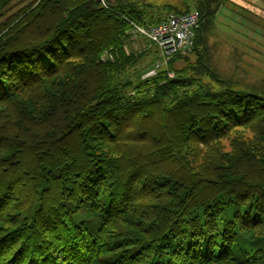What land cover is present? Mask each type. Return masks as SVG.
I'll return each instance as SVG.
<instances>
[{
  "label": "trees",
  "instance_id": "trees-1",
  "mask_svg": "<svg viewBox=\"0 0 264 264\" xmlns=\"http://www.w3.org/2000/svg\"><path fill=\"white\" fill-rule=\"evenodd\" d=\"M15 1L0 0V264H264V81L207 58L228 0ZM192 9L194 63L141 66L135 27Z\"/></svg>",
  "mask_w": 264,
  "mask_h": 264
},
{
  "label": "rangeland",
  "instance_id": "rangeland-1",
  "mask_svg": "<svg viewBox=\"0 0 264 264\" xmlns=\"http://www.w3.org/2000/svg\"><path fill=\"white\" fill-rule=\"evenodd\" d=\"M33 1L16 0L18 6L14 11L19 6H25ZM148 1L154 4L179 6L183 0ZM187 1L193 5L198 3L197 0ZM216 3L213 2L211 5L213 10L217 8ZM3 17L0 18V21ZM131 40V43L127 45L129 50H148V55L141 61V66L148 65L152 59L157 57L155 67H164L168 60L176 54L170 56L163 54L157 44L142 37V34L137 30H134ZM206 43L208 46L207 58L220 73L226 76H236L250 85L258 86L264 81V0H228L220 3L213 25L206 33ZM178 53L188 57L192 63L198 57L194 48ZM175 66L181 68L184 66V62L178 61ZM153 73L152 70L143 76Z\"/></svg>",
  "mask_w": 264,
  "mask_h": 264
},
{
  "label": "built area",
  "instance_id": "built-area-1",
  "mask_svg": "<svg viewBox=\"0 0 264 264\" xmlns=\"http://www.w3.org/2000/svg\"><path fill=\"white\" fill-rule=\"evenodd\" d=\"M200 25V13L192 9L187 13H171L149 28L135 27L143 36L158 45L165 55L193 49L196 30Z\"/></svg>",
  "mask_w": 264,
  "mask_h": 264
},
{
  "label": "water",
  "instance_id": "water-1",
  "mask_svg": "<svg viewBox=\"0 0 264 264\" xmlns=\"http://www.w3.org/2000/svg\"><path fill=\"white\" fill-rule=\"evenodd\" d=\"M99 1H101V0H99ZM202 19H203V18L201 17V18H200V23L202 22ZM242 93H246V92L243 91Z\"/></svg>",
  "mask_w": 264,
  "mask_h": 264
}]
</instances>
